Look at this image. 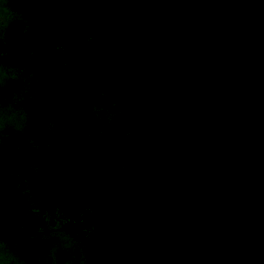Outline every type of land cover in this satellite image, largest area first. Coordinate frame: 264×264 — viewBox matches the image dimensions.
<instances>
[{
  "label": "trees",
  "instance_id": "16d2710c",
  "mask_svg": "<svg viewBox=\"0 0 264 264\" xmlns=\"http://www.w3.org/2000/svg\"><path fill=\"white\" fill-rule=\"evenodd\" d=\"M14 1L17 0H11ZM78 1H61L64 8L69 3L70 11L74 14L70 21L71 28H76V18L81 11V2ZM155 1L127 0L124 4L140 2L143 5ZM196 1L199 4V20L205 28L194 31L185 27L182 22L189 17L186 9H164L152 21L153 27L147 43L135 40L132 47L122 42L115 52H98V49H94L98 46V25L90 26L87 31L78 30L65 36L47 38L44 35L48 43L66 44L67 54L70 55L67 62L56 58L38 59L36 64L27 65L28 73L33 74L31 76H40L51 69H62L66 74H73L74 83L81 87L90 84L104 87L110 97L124 102L128 108L133 105L144 110L145 106V109H150V115L155 120L149 122L143 116L145 127L127 125L123 134H119L120 128L116 132L109 128L105 134L109 138L114 137L111 142L106 141V138L98 140L97 126L89 131L93 137L83 153L79 150L74 152L69 147L68 150L60 147L62 150L56 156L51 153L54 147L47 144L43 145L42 150V145H22V151L6 157L4 170L1 165L0 184L6 180L12 183V187L24 182L26 178L31 183L38 184L40 175H45L50 170L66 171L71 160L86 162L95 159V182L81 181V185L77 186L80 190L74 189L77 194L70 196V199H77L78 202L89 198L128 201L125 207L114 206L95 214L88 222L89 233L87 230H80L85 228V224L66 225L63 229L67 234H74L75 241L62 243L49 239L48 231L33 230L22 235L15 234L10 241L15 246L18 264H264V143L255 144L252 148L260 158V173L255 181L246 185H236L243 180L237 177L236 171L226 179V176L222 177L223 174H220L218 180L213 174L200 175V171L194 176L176 175L181 168L196 169L192 163L180 164L185 157L181 156L182 152L178 151V147L200 145L192 146L195 143L192 139L194 133L189 125L181 123L178 118L169 120L163 113L168 111L172 115L179 114L180 109L172 100L179 99L185 93L200 90L205 94H214L235 88L233 83L216 77L219 75L204 74L188 67L171 49L173 39L188 53L211 55L202 50L203 36L205 31L217 26L221 9L216 0ZM239 1L247 12L264 11V0ZM122 5V2H118L116 6ZM121 21L122 18H119L116 23ZM128 33L131 37L135 35L134 31ZM257 40L264 47V19L259 24ZM5 47L11 49V58L15 61L28 57L27 50L20 46L15 35L8 37ZM215 48L211 47V51L214 52ZM136 58L132 76L134 79L140 76L142 85H146V88L149 84L156 86L155 90H151L154 91L153 95L149 94L148 88V91L140 92V89L132 88L125 81L128 80V63ZM259 60L258 73L261 70L264 74V56ZM142 66L145 68L142 69ZM135 71H140L139 75ZM121 78L123 81H119ZM29 80L25 75L22 76V83H28ZM39 84L40 82L34 81L25 86L29 114L33 113L39 101H43L48 106L47 117L53 118L56 104L51 99L48 103L49 95L57 98L61 96L63 99L60 100L59 107L66 113H72L74 102H68V95L60 87V83L56 86L63 92L56 90L53 93L51 89ZM262 86L264 92V82ZM177 89L180 94L175 96L174 91ZM75 103L77 105V101ZM40 110L41 107L38 111ZM69 115L68 118L71 119L73 114ZM39 118L28 120L23 133L16 134L18 141L31 135L38 142L49 135L40 134L39 124L42 119ZM262 122L264 123L263 119ZM32 125L37 131H34ZM50 127L54 131L60 129L55 120L46 123V130L50 131ZM149 131L154 133L153 140L160 143L165 139L163 144L167 146L165 150L156 152L153 158L143 154L142 141L136 142L138 134ZM12 135L15 134H8L0 139L1 154L6 152L3 150L4 146L18 145V141L11 140ZM98 145L105 149L100 151ZM35 151L40 152L37 157L32 156ZM159 152L160 155H157ZM133 159L138 164H132ZM232 165L230 155V161L226 162L225 168ZM213 188H216L213 197L206 199V194ZM157 192H166L167 195L160 201L149 202L147 196ZM56 193L55 199L51 200H57L54 203L66 201L67 194H70L59 192V189ZM135 196L140 197L138 203L130 202ZM245 225L248 228L242 229ZM258 229L260 237L252 238L250 233L253 230L257 232ZM160 235L169 236L176 241V245L156 246V238Z\"/></svg>",
  "mask_w": 264,
  "mask_h": 264
},
{
  "label": "rangeland",
  "instance_id": "374dc122",
  "mask_svg": "<svg viewBox=\"0 0 264 264\" xmlns=\"http://www.w3.org/2000/svg\"><path fill=\"white\" fill-rule=\"evenodd\" d=\"M56 1L17 0L11 2V0H0V15L7 12L19 21L18 27L9 37L15 35L20 46L28 52L26 58L17 61L12 59L14 64L21 69L22 76L25 75L26 79L30 78L28 83L17 81L16 85L25 87L30 82L36 81L40 82L39 85L51 89L52 93L62 87L64 93L68 95V102L72 100L74 102L71 107L72 113H66L59 107V102L63 98L49 95L48 103L51 99L56 104V113L53 118H48L47 104L39 101L28 120L41 117L39 118L42 119L39 124V132L49 135L38 142L31 135L19 141L18 135H12L11 140L18 141V145L4 146L3 150L6 152L0 153V158L3 157L0 159V173L2 167L3 170L5 169L4 157L6 158L15 151H22L20 146L28 145L31 142L35 145H42L40 150L44 144L50 143L49 146L54 147L51 153L56 156L64 147L66 150L69 147L74 152L78 150L82 153L85 152L93 137L89 131L97 126L99 129L103 121L108 120V124L112 123L116 128H121L120 121L124 113L119 115L116 112L119 107L128 109L129 126L145 127L143 116L149 122L155 120L150 115V109H145V106L143 107L146 112L133 105L128 108L124 102L110 97L104 87L93 84L81 87L74 83L73 74H66L62 69H51L40 76H31L33 74L28 73L27 65L36 64L38 59L56 58L67 62L70 55V53L67 54L66 44L48 43L44 39V35L47 38L65 36L70 32L87 31L90 26L98 25V46L94 49H98V52H115L122 42H126L132 47L135 40L147 43L153 27L152 21L157 18L159 13L168 8H183L189 11V17L182 22L185 27L192 28L194 31L205 28L199 20V4L196 0H156L143 5H140V2L126 5L124 2L127 0H79L81 11L76 18V28H71L70 25V21L74 18V14L70 11V4H66V8L61 4V1L66 3L69 0ZM216 1L221 9L218 23L216 27L205 31L202 45V50L211 55L201 56L188 53L173 39L171 40V49L188 67L204 74L219 75L216 77L221 81L233 83L235 88L214 94H205L200 90L185 93L179 99L172 100L179 107V114L172 115L171 112L166 111L163 116L169 120L178 118L181 123L189 125L194 133L192 139L195 143L192 146L200 145L207 148L202 149L200 146L186 145L181 147L180 145L178 151L181 150V156L185 157L180 164L192 163L196 169L181 168L177 171V176H194L200 171V175L211 176L213 174L214 178L218 180L220 174H223L222 177L226 176V179L230 177L233 171H236L237 177L243 179L236 185H246L255 181L260 173L258 172L260 158L256 156V152L252 151V148L255 144L264 143V129H262L264 128L262 122V119L264 120V111H262L264 74L261 70L258 73L257 70V67L260 66L259 58L264 56V47L257 40L258 27L264 19V11L247 12L239 0ZM118 2H122L123 5L116 6ZM119 18H122L123 21L116 23ZM132 31L135 35L131 34V37L128 32ZM213 46L216 47L214 52L211 51ZM136 61L137 58L128 63L130 65L127 73L128 80L125 81L129 82L132 88L140 89V92L149 90V94L153 95L154 91L151 90H155L156 86L149 84L147 90L146 85H142L143 81L140 76L133 78L132 71ZM144 68L145 66H142V69ZM139 73L140 71H135V74L139 75ZM119 81H123V78ZM57 83H60L59 88L56 86ZM179 94L178 89L174 91L175 96ZM75 101H77V105ZM39 107H41L40 111H38ZM69 114H73L71 119L68 118ZM50 120H55L60 125V129L54 131L53 127H50V131L46 130L45 125ZM61 123L66 126H62ZM32 128L37 131L34 125ZM153 136L154 133L150 131L136 136V142L142 141L144 143L143 154L152 158L156 152L163 151L167 147L163 144L165 139L159 143L152 139ZM99 139H101V135L98 132ZM113 139L114 137L109 138L108 142L113 141ZM98 148L100 151L105 149L102 145H98ZM247 149L250 150L247 151ZM39 153V151H35L32 156L37 157ZM157 155H160V152ZM230 155H232L233 165L225 168L226 162L230 161ZM95 163V159L86 162L74 159V161L71 160L66 171L50 170L52 173L47 178L41 179L44 184L43 188L39 187L38 184L31 183L28 178L22 183H17L14 187H12V183L3 181L0 184V193L4 195L2 197L0 195V233L9 237L8 240H10L15 234L22 235L40 229L48 231L53 225L57 228L81 223L88 225L91 218L98 212L112 209L114 206H127L128 201L124 199L89 198L80 202L77 199H70V196L74 197V194H77L74 189L80 190L78 185L74 186L79 181L76 176H82L81 178L90 180L92 183L95 182L93 177L96 169ZM131 163L136 165L138 161L133 159ZM164 174L168 175V173ZM48 185L64 188L66 194L70 193L67 194L68 199L61 203H54L57 200L51 201L57 195L52 197L53 192L46 191ZM215 190L216 188H213L208 191L206 199H211ZM165 197L163 192H159L148 195L147 199L149 202H154ZM139 200L140 197L135 196L130 202L138 203ZM23 203L24 206H21ZM247 226L245 225L242 229L248 228ZM87 229L80 230L86 232ZM89 232L90 230H87V233ZM69 235L75 241V235L72 233ZM250 236L252 238L260 237L259 229L257 232L253 230ZM85 238L88 237L85 235ZM156 240V246L173 247L176 245V241L167 235H160Z\"/></svg>",
  "mask_w": 264,
  "mask_h": 264
},
{
  "label": "clouds",
  "instance_id": "9594fccd",
  "mask_svg": "<svg viewBox=\"0 0 264 264\" xmlns=\"http://www.w3.org/2000/svg\"><path fill=\"white\" fill-rule=\"evenodd\" d=\"M18 23L19 21L7 12L0 15V139L8 134L23 133L30 117L26 108L27 88L14 86L17 81L22 80V71L12 61L11 49L5 47L8 43L7 38ZM28 146L35 144L31 142ZM163 193L167 195L166 192ZM84 227L88 228L89 225ZM48 238L62 243L72 240L65 229L57 228L55 225L48 230ZM0 264H18L15 246L3 233H0Z\"/></svg>",
  "mask_w": 264,
  "mask_h": 264
},
{
  "label": "flooded vegetation",
  "instance_id": "af4514ba",
  "mask_svg": "<svg viewBox=\"0 0 264 264\" xmlns=\"http://www.w3.org/2000/svg\"><path fill=\"white\" fill-rule=\"evenodd\" d=\"M117 109H119V110H116V112L119 114V115H121L122 113H124L123 115H122V117H121V121H120V130H119V134H123L124 132H125V130H126V127H127V125H128V121L130 120V119H128V117H127V112H128V109L127 108H124V109H122V108H117ZM120 110H122V111H120ZM113 111V110H112ZM112 111L110 112V114L112 113ZM125 111V112H124ZM107 121L108 120H106L105 121V123L103 122V124L100 126V128L98 129V132H99V134L101 135V138H106V141H108L109 140V135H107V134H105V133H107V131H108V129L109 128H111L112 127V131L113 132H116V130H117V128L115 127V126H113V124L111 123V124H108L107 123ZM138 121H139V119H138ZM129 126V125H128ZM104 129H106V131L104 132ZM46 144H50V143H46ZM16 152V151H15ZM0 159H3V157L2 158H0ZM5 157H4V162H5ZM78 172V171H77ZM52 173V171H47V173L45 174V175H40L39 176V181H37V183H38V186L40 187H42L43 188V183H42V180L41 179H44V178H47L50 174ZM78 179H79V181H77V183H76V185H74V186H77V185H79V184H81V181H83L84 179L83 178H81V177H78V176H76ZM79 183V184H78ZM49 189V190H48ZM48 189L46 190V191H52L53 192V195H52V197L53 196H55V195H57V193H56V191L59 189V192H61V191H63V192H66L65 191V189L64 188H56L55 186H53V185H48ZM0 195H1V197L2 196H4L3 195V193H0ZM2 201L4 202V199L2 198ZM45 202H47L46 200H45Z\"/></svg>",
  "mask_w": 264,
  "mask_h": 264
}]
</instances>
